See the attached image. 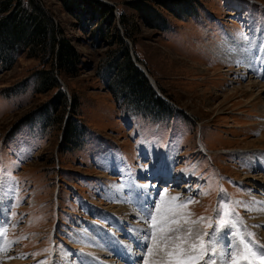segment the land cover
<instances>
[{"label":"rangeland","instance_id":"1","mask_svg":"<svg viewBox=\"0 0 264 264\" xmlns=\"http://www.w3.org/2000/svg\"><path fill=\"white\" fill-rule=\"evenodd\" d=\"M37 1L80 62L63 96L38 93L49 64L0 38V264H177L165 252L206 234L199 264H232L240 237L264 247V0ZM117 35L154 95L112 62Z\"/></svg>","mask_w":264,"mask_h":264},{"label":"trees","instance_id":"2","mask_svg":"<svg viewBox=\"0 0 264 264\" xmlns=\"http://www.w3.org/2000/svg\"><path fill=\"white\" fill-rule=\"evenodd\" d=\"M12 2H14V5H12ZM15 7L16 10H14ZM100 7L102 9L103 14H106L107 16H110V14L113 13L111 7H108L103 4H100ZM12 9L16 11L13 12V15L17 13L19 14L18 18H21V24L23 20H26L28 28L26 27L25 31L20 35L21 37L18 36L20 38L14 36V32H11V35L7 37L4 35L6 33L2 34L1 31H4L2 30V27L6 25L9 18L6 17L4 19H1L0 38L3 36L6 37L5 39H7L6 44H3H5L6 47L11 46V49L9 51L13 50L12 52H16L15 54L17 55H20L21 52L26 51L28 53L27 55L30 58L34 57L38 61H41L42 64H49L50 68L48 69V72H43L39 74L37 91L38 93H44L46 91H50L51 89H56L59 91V95H62L63 92H61V87L58 83V74L61 75L63 73L69 77L76 76L80 57L74 53L71 47L69 48V50L67 46L65 48L62 47L63 44L66 43V41L59 38V35L61 33L55 25L52 16L43 8V6L40 5L37 0H0L1 15L7 14L8 12L10 13ZM18 18L17 20H13L14 18H11L9 22L11 21L12 23L9 27H14L15 25H18ZM123 34L124 36L128 35L125 34V32ZM110 38L112 39L113 37ZM116 39L120 41V50H117V53L114 52L115 54H113L112 58L115 59H113L112 62L118 63V67L120 65H124L127 68L128 76H126V82L130 81L131 83H135L139 80L141 86H143L148 92H150V94L154 95L144 74L135 65H133L131 57L129 55L127 44H125L118 37V35L116 36ZM119 69H121V66ZM66 101L67 100L64 96V98H62V100L60 101V104L56 106L57 110L59 109V107H61V109L59 122H55V125L58 124V126L62 128V135H66L67 133H69V131L72 134L73 131L74 138V131L76 130V126L73 125L72 120L70 123V127L68 126L69 124L67 122H69V119L67 120V118L70 117L71 119V116L69 112L70 109L68 112L66 110ZM65 114L67 115L66 119H64Z\"/></svg>","mask_w":264,"mask_h":264},{"label":"snow or ice","instance_id":"3","mask_svg":"<svg viewBox=\"0 0 264 264\" xmlns=\"http://www.w3.org/2000/svg\"><path fill=\"white\" fill-rule=\"evenodd\" d=\"M172 201H176L179 199V197H172L171 198ZM193 201L189 200L184 204L178 205L177 207H181V208H186L188 203H192ZM159 211V209H158ZM191 214L189 213V216ZM225 215H227V213H225ZM152 219V226L155 229L156 224H157V218L155 216L151 217ZM205 218L204 217H200L199 221H203ZM199 221H191V223H197ZM171 223H178L177 221L173 220L170 221ZM185 222H189L187 217H185ZM225 221L221 220L218 222L217 227H219L220 225L224 224ZM211 226V225H209ZM161 231H164V228L162 227L160 229ZM216 229L214 228L213 231H215ZM167 231L171 232L174 231L171 228H168ZM189 235L191 234V229L188 230ZM209 235V243L206 246L203 242V238H201V243L199 245V251L197 250V245L196 244H192L190 246L189 249H185L180 245H175L174 249L171 251H167L165 252V255L168 257H175L177 258V264H199V261H201L202 259H204L205 256V252L208 253H212L214 252V242L211 240V234H206ZM6 236H7V229H3L2 231H0V238H4L6 240ZM254 236L253 233H248L247 237H252ZM152 239L159 242V241H163L165 244V247H167L168 244V240L171 239V237H165V236H160L157 237L155 234V231L152 234ZM177 239H181L180 237H177ZM184 239H187L186 237ZM232 241H229V245L231 246ZM241 246H243V251H240ZM255 247L256 250H253V248ZM0 250H7L6 246L3 249ZM149 251H151V249H149ZM236 251V256L233 257L232 256V252ZM229 258L232 260V264H240V259H244V260H249L250 264H252V261H255L258 257L260 264H264V247L261 246H255L254 245V241H252L251 239H246L245 237H240V239L237 241L235 248L230 247L229 248ZM41 264H45V262H41ZM206 264H213L212 262V257L211 254H209L208 256V260L206 261Z\"/></svg>","mask_w":264,"mask_h":264},{"label":"water","instance_id":"4","mask_svg":"<svg viewBox=\"0 0 264 264\" xmlns=\"http://www.w3.org/2000/svg\"><path fill=\"white\" fill-rule=\"evenodd\" d=\"M136 67H137V68H138V69L144 74V76L146 77V79L149 81L150 85L153 87V85H152V83H151V80H150V78L147 76L145 70H144L141 66H139V65H136Z\"/></svg>","mask_w":264,"mask_h":264},{"label":"bare ground","instance_id":"5","mask_svg":"<svg viewBox=\"0 0 264 264\" xmlns=\"http://www.w3.org/2000/svg\"><path fill=\"white\" fill-rule=\"evenodd\" d=\"M140 66V65H139ZM150 80H151V83H152V85H154V83H153V80L150 78ZM253 86V85H252ZM264 86H260V88L262 89ZM264 95V90H263V92H262V94H261V96H263Z\"/></svg>","mask_w":264,"mask_h":264}]
</instances>
